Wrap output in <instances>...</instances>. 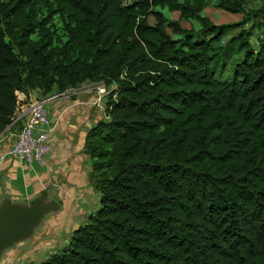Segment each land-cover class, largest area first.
<instances>
[{
  "label": "trees",
  "instance_id": "1",
  "mask_svg": "<svg viewBox=\"0 0 264 264\" xmlns=\"http://www.w3.org/2000/svg\"><path fill=\"white\" fill-rule=\"evenodd\" d=\"M126 1L0 0V133L19 94L115 85L84 146L100 208L40 264H264V37L224 42L243 22L209 0ZM252 2L217 7L264 20Z\"/></svg>",
  "mask_w": 264,
  "mask_h": 264
},
{
  "label": "rangeland",
  "instance_id": "2",
  "mask_svg": "<svg viewBox=\"0 0 264 264\" xmlns=\"http://www.w3.org/2000/svg\"><path fill=\"white\" fill-rule=\"evenodd\" d=\"M218 0H209L207 8L201 13L202 16L208 17L211 21L216 25L222 24H237L242 23L239 29L233 30L228 33L227 37L224 39V42H227L229 38L235 37L239 34L242 29H245L247 32L253 33V37L251 42L255 49L258 48L259 39L264 37V20L261 16L252 17L251 19L245 21L243 15L239 14H231L217 7ZM264 6L263 0H253L252 4L247 7V11L249 12L252 9L259 10ZM163 13L171 21H178L181 26L185 29H193L195 31L200 30L201 26L198 20L190 19L185 20L180 18V14L175 12L171 13L168 9H164ZM150 22L152 24L155 23V19L153 17L150 18ZM169 33L173 38H179L178 34H175L172 29L168 28ZM238 48L239 46L236 45ZM225 58V57H224ZM233 59V58H232ZM228 60V65L226 70L223 69V62H221L217 69V76L222 77L223 79H227L232 75V71L234 68L233 60ZM224 70V71H223ZM94 83L95 85H104L107 89L108 94L105 95L104 98L98 101L96 86L92 87V91L89 88H81L77 90L75 93H70V97L73 100H77L78 104L85 108L87 112V116L84 115L85 118L89 117V119H93L92 121H103L107 120L106 116V104L108 98L113 89H115V85L107 86L104 82H90V84ZM89 84V83H86ZM86 86V85H85ZM74 94V95H73ZM19 97V96H18ZM44 96L38 92V98H43ZM59 101H69L68 98H63ZM22 103V101H21ZM22 105V104H21ZM22 106L19 107L21 110ZM46 109L49 112V116L52 119L53 126L55 125L54 135L56 138H63L65 143L71 142L70 133L68 132V128H71V121L74 119L72 116V112L66 110L65 112L60 111L54 112L51 111V104L46 105ZM63 112V113H62ZM56 113V114H55ZM62 113V114H61ZM60 115V116H59ZM82 116V115H81ZM80 116V117H81ZM51 123V127H52ZM73 125H78L77 121H74ZM57 143V142H56ZM55 145V144H54ZM58 145V144H57ZM89 172H91V163L88 166ZM88 180H83V185H81L82 190L78 195L80 199L70 198L65 202H58L61 206V210L59 212L53 213L45 218L42 225L36 231L34 236L25 241L26 248L23 253L19 254L23 248L14 256L18 258L22 262H26L27 264H40L43 260H45L48 256L55 252L61 251L67 244L69 243L73 232L84 225L87 221L88 216L97 212L100 208V198L99 195L96 194L94 188L91 191L90 185L88 186ZM60 189L62 193L64 192L63 187L60 185ZM91 192V194H90ZM50 193H41L38 196L44 194L50 199ZM60 194V197L63 194ZM37 196V197H38ZM36 197V198H37ZM35 198V199H36ZM34 200V199H33ZM75 210H79L82 214H75ZM55 218H54V216ZM54 219V220H50ZM22 247V246H20ZM20 247L18 249H20ZM19 254V255H18ZM21 263V262H20Z\"/></svg>",
  "mask_w": 264,
  "mask_h": 264
},
{
  "label": "crops",
  "instance_id": "3",
  "mask_svg": "<svg viewBox=\"0 0 264 264\" xmlns=\"http://www.w3.org/2000/svg\"><path fill=\"white\" fill-rule=\"evenodd\" d=\"M85 85L87 86L88 84L85 83L75 90L84 88ZM93 85L96 86L98 84L95 85L93 83ZM63 98H68L69 101H59ZM63 98L49 104H51V111L58 113L59 110L63 112L68 110L72 112L71 114L74 119L70 122L71 128H68L72 141L65 143L63 138H56L54 135L55 125L53 126L52 123L50 141L54 146V151L46 158L47 163L45 166L30 167L28 164L20 162L14 157L5 155L14 145L16 141L15 136L23 126V121L9 126L0 133V202L5 197H9L16 202H30L39 194L48 191L51 192L50 199L60 203L62 201L65 202L67 199L69 201L70 198L80 199L78 195L81 191H84L81 188V185L84 183L83 180H88V186L90 185L91 191L93 190L94 187L90 182V172L88 169L90 163L92 169V160L84 152V146L89 131L99 122L92 121L93 119H89V117L85 118L84 115L87 116V112L83 107L84 105H79L77 100H72L70 96ZM36 99H40L38 98V92H32L29 96L19 94V100L22 101V105L20 104L22 106L21 110L25 107L26 103L33 102ZM21 110L18 108V112ZM50 119L52 121L53 118L50 117ZM74 121L78 122L77 126L73 125ZM60 185L64 189L63 193ZM61 193L63 194L62 197H60ZM77 193L78 195H76ZM96 194L98 193L96 192ZM98 195L100 198V194ZM75 214H82V212L75 210ZM19 247L20 249H18ZM21 248L23 250L19 254L23 253L26 248L25 242L16 245L6 252L0 264H27L18 258L14 259V256Z\"/></svg>",
  "mask_w": 264,
  "mask_h": 264
},
{
  "label": "built area",
  "instance_id": "4",
  "mask_svg": "<svg viewBox=\"0 0 264 264\" xmlns=\"http://www.w3.org/2000/svg\"><path fill=\"white\" fill-rule=\"evenodd\" d=\"M131 0H127L129 3ZM264 3V0H263ZM92 91L93 83L85 86ZM98 101L108 94L104 85L96 86ZM73 89L66 93H54L33 102L26 103L25 107L16 112L13 124L23 121V126L16 134L14 145L6 152V156L14 157L20 162L28 164L30 167H43L46 165V158L53 153L54 146L50 141L52 132L51 119L46 109V105L63 97H67ZM21 102V101H20Z\"/></svg>",
  "mask_w": 264,
  "mask_h": 264
},
{
  "label": "water",
  "instance_id": "5",
  "mask_svg": "<svg viewBox=\"0 0 264 264\" xmlns=\"http://www.w3.org/2000/svg\"><path fill=\"white\" fill-rule=\"evenodd\" d=\"M60 204L42 194L30 202L5 197L0 202V263L6 252L31 239L49 215L59 212Z\"/></svg>",
  "mask_w": 264,
  "mask_h": 264
}]
</instances>
